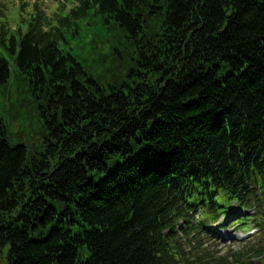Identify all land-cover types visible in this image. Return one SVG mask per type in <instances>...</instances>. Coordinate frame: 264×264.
Masks as SVG:
<instances>
[{
    "label": "trees",
    "instance_id": "trees-1",
    "mask_svg": "<svg viewBox=\"0 0 264 264\" xmlns=\"http://www.w3.org/2000/svg\"><path fill=\"white\" fill-rule=\"evenodd\" d=\"M103 1L85 34L99 81L23 46L43 151L0 121V264H182L158 233L171 179L264 153V0Z\"/></svg>",
    "mask_w": 264,
    "mask_h": 264
},
{
    "label": "rangeland",
    "instance_id": "rangeland-1",
    "mask_svg": "<svg viewBox=\"0 0 264 264\" xmlns=\"http://www.w3.org/2000/svg\"><path fill=\"white\" fill-rule=\"evenodd\" d=\"M32 4L34 2H31ZM26 5H28V2H26ZM47 12H50L49 8H46ZM80 44V42L77 40L75 42H73L72 47L74 48V52L76 54H78L79 48L78 45ZM9 102L7 100H4L1 96H0V117H5L6 118V122H7V127H8V131H9V140L10 142H12L14 145L16 144H23V145H29V144H33L32 142H30L29 140H27L26 138V134L21 131L18 126L16 125V123H19L23 117L25 112H18L17 116L15 118V124L14 123H10L8 121V109H9ZM37 142V141H35ZM223 246H220V249Z\"/></svg>",
    "mask_w": 264,
    "mask_h": 264
}]
</instances>
